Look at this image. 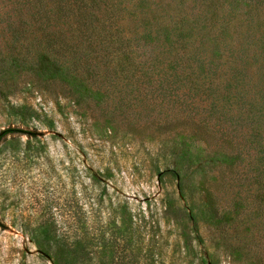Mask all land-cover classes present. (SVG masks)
Segmentation results:
<instances>
[{
    "label": "rangeland",
    "instance_id": "374dc122",
    "mask_svg": "<svg viewBox=\"0 0 264 264\" xmlns=\"http://www.w3.org/2000/svg\"><path fill=\"white\" fill-rule=\"evenodd\" d=\"M111 75L85 101L32 75L0 86V135L15 131L0 140V264H264L252 185L238 207L218 199L232 210L224 221L242 211L230 233H248L253 250L237 252L205 205L225 157L177 159L172 133L150 123L166 111L145 108L162 99Z\"/></svg>",
    "mask_w": 264,
    "mask_h": 264
},
{
    "label": "trees",
    "instance_id": "16d2710c",
    "mask_svg": "<svg viewBox=\"0 0 264 264\" xmlns=\"http://www.w3.org/2000/svg\"><path fill=\"white\" fill-rule=\"evenodd\" d=\"M189 1L0 0V86L32 75L85 101L111 74L135 79L143 101L162 99L145 108L166 111L150 123L172 133L177 159L225 157L205 205L228 245L251 252L248 233H230L242 211L224 221L232 210L218 199L238 207L252 185L264 212V0Z\"/></svg>",
    "mask_w": 264,
    "mask_h": 264
},
{
    "label": "water",
    "instance_id": "95a60500",
    "mask_svg": "<svg viewBox=\"0 0 264 264\" xmlns=\"http://www.w3.org/2000/svg\"><path fill=\"white\" fill-rule=\"evenodd\" d=\"M0 227H2V228H4V229L9 228V227L7 226V224H6L5 222H3L2 220H0Z\"/></svg>",
    "mask_w": 264,
    "mask_h": 264
}]
</instances>
